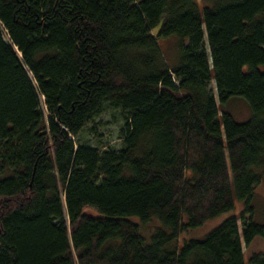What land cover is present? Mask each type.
Instances as JSON below:
<instances>
[{
  "label": "trees",
  "instance_id": "1",
  "mask_svg": "<svg viewBox=\"0 0 264 264\" xmlns=\"http://www.w3.org/2000/svg\"><path fill=\"white\" fill-rule=\"evenodd\" d=\"M202 4L0 0V264H264V0ZM106 104L119 147L82 139Z\"/></svg>",
  "mask_w": 264,
  "mask_h": 264
},
{
  "label": "rangeland",
  "instance_id": "2",
  "mask_svg": "<svg viewBox=\"0 0 264 264\" xmlns=\"http://www.w3.org/2000/svg\"><path fill=\"white\" fill-rule=\"evenodd\" d=\"M203 6V0H198ZM159 27V26H158ZM158 27L154 30L157 31ZM6 39L9 40L8 35L4 34ZM160 47L162 49L163 55L165 56L169 65H174L178 62V45L179 39L176 36H168V37H160L159 39ZM210 88L213 90L214 94L218 98V93L216 89V85L214 81L210 82ZM219 103V102H218ZM227 109L231 111L234 118L243 122L246 121L251 115V106L249 101L244 96H236L229 99L227 103ZM223 106L220 105V110ZM226 108V107H225ZM222 111V110H221ZM123 112L112 106L111 104H106L103 108V111L94 118V120L89 123L86 129L83 131L82 139L84 142L95 145L99 142H104L107 145H113L119 147L121 145V141L118 138L120 128L122 126ZM235 203L233 209L230 211L224 212L214 218L207 220L203 225L192 229L186 234H183L181 240L185 238H202L207 233H209L212 229L221 224L227 217L232 215L239 216L243 210L245 209V204L243 201L239 200L235 197ZM252 204L254 205V214L253 219L255 221L264 223V177L256 189L254 197L252 199ZM249 216V214L247 215ZM138 219V218H137ZM138 222V220L135 219ZM240 225H242L243 221L240 220ZM154 225H158L157 221H153V226L144 225L142 226V231L147 235L152 232L154 229ZM243 250L245 252V259L248 262L249 257L254 253H264V235L256 237L250 244H243Z\"/></svg>",
  "mask_w": 264,
  "mask_h": 264
}]
</instances>
